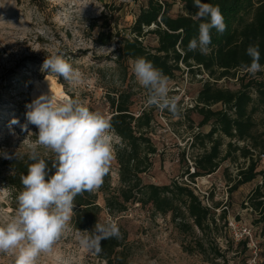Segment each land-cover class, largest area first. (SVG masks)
Here are the masks:
<instances>
[{
    "label": "rangeland",
    "instance_id": "374dc122",
    "mask_svg": "<svg viewBox=\"0 0 264 264\" xmlns=\"http://www.w3.org/2000/svg\"><path fill=\"white\" fill-rule=\"evenodd\" d=\"M148 1L0 0V223L14 215L17 208L16 198L6 182L8 168L5 161L8 158L3 153L11 155L18 150L27 154L29 146L36 142L33 135L38 134L36 126L29 124L27 131L21 126L27 123V105L44 94V81L49 73L42 71L43 61L56 51L82 74V80L77 84L51 75L68 98L79 99L91 111H99L111 118L113 109L110 99L120 93H131V112L135 116L144 111L151 115L147 135L157 153L152 157V168L141 176L143 183L158 186L170 185L173 181L186 183L216 219V223L203 235L198 229L193 232L180 230L170 214H155L151 206L137 203H129L124 213L111 217L105 208L103 194L98 193V203L103 208L101 221L110 218L127 233L131 248L128 264H210L198 253L185 252L183 245H194L201 240L208 247L215 238L231 263L246 260L245 264H264L262 225H257V216L245 211L244 205L256 189V182L231 192L230 185L238 169L245 166L241 152L233 153L236 159L223 162L220 169L209 177L197 178L196 187L187 182V170L192 173L193 158L203 150L195 137L198 133L207 134L211 129L210 125L199 128L201 117L192 111L208 75L191 74L181 64L183 72L170 81V95L178 96L182 106L181 115L174 118L167 110L161 112L145 107L146 90L139 85L131 61L117 63L115 60L114 51L118 42L122 38L133 37L131 28L140 9L146 7ZM167 1L175 3L171 14H180L184 0H179L180 4L178 0ZM100 33H112L114 38L107 46H102L98 42ZM143 43L152 49L157 40L155 36L147 35ZM239 83L236 79H223L218 86L236 89ZM14 118L18 123H12ZM255 118L259 123L255 129L256 140L264 142V126L260 125L262 116ZM29 131L33 134H28ZM112 135L115 158L109 170L110 185L114 192H118L121 185L116 146L120 139L113 131ZM223 140L222 152L225 155L230 140L226 137ZM253 144V141L247 143L251 148ZM237 145L244 147L242 143ZM38 152L54 155L42 146H38ZM255 153L262 154L264 151L258 147ZM261 166L264 167V164ZM94 191L98 192V189ZM224 212L225 220L221 218ZM230 223L252 229L254 239L261 242L257 257L250 253L244 255ZM76 231L70 220L69 230L53 246L51 253L40 255L38 264H105L98 255L81 248ZM0 264H14V257L0 253Z\"/></svg>",
    "mask_w": 264,
    "mask_h": 264
},
{
    "label": "trees",
    "instance_id": "16d2710c",
    "mask_svg": "<svg viewBox=\"0 0 264 264\" xmlns=\"http://www.w3.org/2000/svg\"><path fill=\"white\" fill-rule=\"evenodd\" d=\"M201 2L218 5L226 24L223 33H218L215 29L211 31V51L207 55L201 54L199 50H188L190 40L198 37L199 23L203 22L192 19L198 10L194 6V0H184L183 8L177 16L171 14L175 3L149 0L147 6L140 9L131 28L133 37L122 38L118 42V48L114 51L115 60L120 63L122 60L133 61L144 57L161 69L170 81L183 72L181 64L191 74L208 75L192 111L201 117L199 128L210 125L211 129L207 134L198 133L195 137L203 150L193 158L194 173L187 170V178L194 182L197 178L210 176L220 169L223 162L235 160L233 153L241 152L245 166L238 169L232 181L231 192L256 182L257 188L249 196V203L259 214L256 223L262 225L264 238V168L259 160L252 157V150L260 147L264 151V142L257 141L255 136V129L259 125L255 118L257 115L262 116L260 125L264 126V72L252 76L241 68L242 64L251 62L246 54L250 45L259 46L260 63L264 65V0ZM147 35L156 37L157 45L152 49L143 43ZM113 38L112 33H100L98 42L107 46ZM223 79L240 81L238 88L219 87L218 82ZM110 105L113 109L110 118L112 131L120 139L116 146V160L121 186L118 192H114L108 173L98 192L78 195L74 201V215L71 219L73 228L91 231L97 222H103V208L98 203V193H102L105 208L111 217L124 213L129 203H137L151 206L155 214H170L180 230L193 232L198 229L203 235L206 234L204 232L216 223V219L211 210L202 205L189 185L178 181L165 186L143 183L141 176L152 168V157L157 153L147 135L151 127V115L147 111L138 116L131 112V93H120L112 97ZM224 137L230 140L225 155L222 152ZM251 141L254 142L252 148L247 145ZM238 143H244V147H239ZM40 156L51 169L54 155ZM30 163L32 161L27 154H23L22 158L13 157L5 161L8 168L6 182L15 198L23 188L20 176L27 174ZM51 171L54 172V169ZM260 181L263 186H259ZM221 218L226 219L225 212ZM119 229L121 238L102 241V252L98 257L105 264H128L131 253L128 236L120 226ZM216 239L208 247L201 240L194 245L184 244L183 250L189 254L198 253L204 256L210 264H233ZM260 244L259 240V250ZM238 245L243 248L244 255L250 253L253 256L249 240H241ZM245 262L243 260V263L237 264Z\"/></svg>",
    "mask_w": 264,
    "mask_h": 264
},
{
    "label": "clouds",
    "instance_id": "9594fccd",
    "mask_svg": "<svg viewBox=\"0 0 264 264\" xmlns=\"http://www.w3.org/2000/svg\"><path fill=\"white\" fill-rule=\"evenodd\" d=\"M198 9L193 20L203 21L198 26V37L190 40L189 51L207 55L211 49V31L223 33L224 17L218 5L194 0ZM246 54L250 64H242L244 72L255 76L264 72L258 45H250ZM132 71L139 85L146 90L145 107L167 110L174 118L182 113L179 97L170 95V78L144 57L131 61ZM42 71L62 77L70 84L80 83L81 72L56 51L46 56ZM48 75L45 77L47 80ZM27 123L38 129L36 142L29 146L27 174L20 176L23 186L16 196L14 215L0 223V253L14 257V264H38L42 253H51L61 239L74 215L75 198L84 192L98 189L109 173L115 158L110 118L99 111H91L79 99H57L51 92L41 94L27 105ZM12 123H18L14 118ZM38 146L54 154L51 169L38 152ZM5 158H22L16 150L3 153ZM118 224L107 219L97 222L91 231H76V239L92 255L102 252V241L121 238Z\"/></svg>",
    "mask_w": 264,
    "mask_h": 264
},
{
    "label": "built area",
    "instance_id": "2783aa9c",
    "mask_svg": "<svg viewBox=\"0 0 264 264\" xmlns=\"http://www.w3.org/2000/svg\"><path fill=\"white\" fill-rule=\"evenodd\" d=\"M178 3L180 4L179 0H178ZM242 144H244V143H242ZM252 153H253L252 157L255 160H259L262 164H264V153L256 154L254 150H252ZM192 173H194V169H192ZM207 177H209V176H207ZM196 181H197V179H196ZM187 182H189L190 186H194V187L197 186L196 185L197 183L195 181L191 182V181L187 180ZM231 186H232V184L230 185V187ZM259 186H263L262 181L259 182ZM255 188H257V186H255ZM244 205L246 206L245 211L256 215L257 218L259 217L258 212L254 211L253 208L250 206L249 197L246 199ZM230 227L232 229V233L235 234L236 240L238 242L241 240H245V239L249 240V247L252 249V254H253V256L257 257L260 250L258 248V241L256 239H254V237H253L252 229L247 227V226H244V225L239 227L238 225H235L234 223H230Z\"/></svg>",
    "mask_w": 264,
    "mask_h": 264
},
{
    "label": "bare ground",
    "instance_id": "6f19581e",
    "mask_svg": "<svg viewBox=\"0 0 264 264\" xmlns=\"http://www.w3.org/2000/svg\"><path fill=\"white\" fill-rule=\"evenodd\" d=\"M39 83H36L38 87H40ZM44 85H45V89L43 90L44 94L51 92L56 98L59 99H63L67 97L63 88L60 86V84L56 82V80L51 75H48L47 80L45 78Z\"/></svg>",
    "mask_w": 264,
    "mask_h": 264
},
{
    "label": "crops",
    "instance_id": "0c3cea01",
    "mask_svg": "<svg viewBox=\"0 0 264 264\" xmlns=\"http://www.w3.org/2000/svg\"><path fill=\"white\" fill-rule=\"evenodd\" d=\"M240 188H242V187H240Z\"/></svg>",
    "mask_w": 264,
    "mask_h": 264
}]
</instances>
